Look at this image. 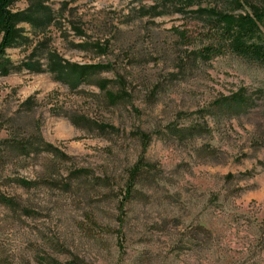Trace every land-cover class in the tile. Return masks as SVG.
I'll return each instance as SVG.
<instances>
[{"label": "rangeland", "instance_id": "374dc122", "mask_svg": "<svg viewBox=\"0 0 264 264\" xmlns=\"http://www.w3.org/2000/svg\"><path fill=\"white\" fill-rule=\"evenodd\" d=\"M263 4L15 0L36 19L0 72V264H264V65L199 53L204 9ZM67 60L108 67L73 87Z\"/></svg>", "mask_w": 264, "mask_h": 264}, {"label": "trees", "instance_id": "16d2710c", "mask_svg": "<svg viewBox=\"0 0 264 264\" xmlns=\"http://www.w3.org/2000/svg\"><path fill=\"white\" fill-rule=\"evenodd\" d=\"M14 1L15 0H0V72L3 74L11 71L9 70V58L4 56L5 49L13 45V43H16L17 38L22 35L17 23L22 20L33 21L36 19L34 14L27 11H13L11 5ZM204 11L210 15L208 18V25L212 42L199 50L200 56L205 59H210L213 55L222 53L227 48L236 54L250 57L264 65V4L253 6L251 10L244 12H234L215 7L206 8ZM30 66L32 67L31 63ZM106 67H108V65L102 62L77 63L67 60L64 62L55 61L51 67V69H53L51 71L57 79L67 82L74 87L86 81L94 74L99 73ZM108 82V78H101L98 80V84L101 88H106ZM106 93L112 102H116L122 97V93L114 92L109 89H107ZM236 100V104L243 102L241 95L236 97ZM73 121L80 125L74 117ZM141 133L143 139H146V141L152 139L150 133ZM39 138L40 141L43 142L45 149L55 152L61 151L53 142L46 141L41 132ZM134 170H136L137 174L142 170L140 163L136 164ZM16 179L23 186L28 187L33 184V180L27 177H18ZM128 190H135L131 182H129L127 186L126 193ZM126 193L123 196V200H126ZM0 198L9 203L13 200V198L5 195L0 196Z\"/></svg>", "mask_w": 264, "mask_h": 264}]
</instances>
